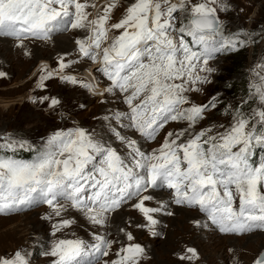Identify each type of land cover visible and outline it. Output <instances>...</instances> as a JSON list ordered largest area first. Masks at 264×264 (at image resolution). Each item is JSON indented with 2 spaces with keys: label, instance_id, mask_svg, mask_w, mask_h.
Wrapping results in <instances>:
<instances>
[{
  "label": "snow or ice",
  "instance_id": "1",
  "mask_svg": "<svg viewBox=\"0 0 264 264\" xmlns=\"http://www.w3.org/2000/svg\"><path fill=\"white\" fill-rule=\"evenodd\" d=\"M97 7L91 0H0V37L12 38L23 48L27 40L48 41L69 29L83 30L84 38L75 40L76 51L96 65L95 71L107 83L99 88L65 74L78 63L67 60V54L61 56L58 69H42L41 82L55 76L93 95L117 97L127 106L126 111L105 117L118 125L110 123L109 128L123 151L80 126L55 131L37 149L12 138L0 143V148L13 153L25 148L35 152L31 160L0 155V214L46 204L52 214L45 219L62 217L70 208L97 229L91 243L79 238L55 240L43 253L54 258L52 264H101V260L141 264L145 249L133 242L130 232L125 233L127 243L116 250L117 258L104 259L117 241L99 229L106 228L110 215L129 205L155 237L161 235L156 216L174 215L172 205L198 209L223 233L264 230V158L258 163L251 160L252 149L264 147V64L258 66L250 92L258 97V108L250 113L237 108L227 127L197 130L218 98L196 105L188 96L200 91L197 85L211 82L202 73L213 71L208 61L215 53L244 44L238 36L223 34L217 12L227 11L228 5L224 0H131L115 23L111 14L116 3L93 16L89 9ZM113 30L118 35L110 37ZM5 75L0 72V77ZM48 99L42 97L39 103ZM59 103L51 99L49 107ZM171 122L184 126L166 132L158 147L146 151L144 145L157 142ZM124 129L132 134H122ZM149 190H167L170 200L149 206L153 200ZM73 223L59 219L52 226L53 235ZM196 256L195 249L188 248L179 259L191 261ZM0 264H28V260L17 251L14 258L0 259ZM253 264H264V251Z\"/></svg>",
  "mask_w": 264,
  "mask_h": 264
},
{
  "label": "rangeland",
  "instance_id": "2",
  "mask_svg": "<svg viewBox=\"0 0 264 264\" xmlns=\"http://www.w3.org/2000/svg\"><path fill=\"white\" fill-rule=\"evenodd\" d=\"M91 2L98 5L96 9H89L93 16L103 14L109 3H116L117 7L111 14V23H115L123 17L131 0ZM224 3L228 5V10L217 12L223 34L225 37L238 36L244 44L238 45L235 50L215 53L208 61V67L213 71L210 74L202 73L211 82L197 85L200 91L188 93L191 103L196 105H205L212 98H218L216 107L206 113V118L200 122L197 130L213 125L218 128L221 124L227 127L232 123V114L237 108L250 113L260 103L258 97H253L250 92L256 72L259 71L258 66L264 64V0H224ZM114 35H118L115 30L111 32V36ZM84 36L83 30L69 29L55 34L48 41L27 40L23 48L17 47V41L12 38L0 37V72L6 74L0 77V143L12 138L37 149L55 131L80 126L94 131L96 135L112 143L113 147L123 151L109 128L110 123L113 127L118 125L115 121L105 119L113 112L127 110V106L119 98L93 95L79 85L64 83L55 76L41 82L40 77L44 74L42 69H58L61 56L67 54V60L76 59L78 63L66 69L65 74L75 75L82 81H92L99 88L106 85V80L95 71L96 65L80 58L76 51L75 40ZM63 39L68 42L61 49L59 41ZM240 52L247 59L246 67L229 76L225 70L230 66L238 67L241 60L235 59V55ZM87 71L94 73L95 80L85 75ZM41 83L44 87L40 86ZM232 85L235 87L230 89ZM238 85H242V92H236ZM42 97L49 99L41 104L39 100ZM51 99H57L60 103L50 108ZM183 126L176 122L169 123L162 130L158 141L145 144L144 149L150 151L158 147L166 132L179 130ZM122 134L132 133L131 130L124 129ZM257 147L260 151L264 150V147ZM17 150L24 152V155L35 156V152L27 148ZM252 151H256L255 148ZM149 191L153 195L149 206L155 207L162 200H170L167 190ZM170 210L174 215L156 216L159 220L156 230L161 233L158 237L150 234L147 222L130 205L110 215L106 228L99 231L101 234L107 232L109 238L116 239L117 243L109 257L104 259L111 261L117 258L115 252L122 244L127 243L125 233L128 232L135 237L133 242L141 244L145 249L141 264H253L257 254L264 251V230L241 235L225 234L212 225L198 209L172 205ZM51 214L52 209L44 205L21 213L0 214V259L14 258L15 253L20 251L28 264H52L54 258L43 253L51 248L55 240L79 238L92 242V233L97 229L81 213L69 208L66 213H62V217L45 219ZM61 218L74 220L75 223L53 235L52 226ZM188 248L195 249L197 256L191 261H181L179 257L186 254Z\"/></svg>",
  "mask_w": 264,
  "mask_h": 264
},
{
  "label": "trees",
  "instance_id": "3",
  "mask_svg": "<svg viewBox=\"0 0 264 264\" xmlns=\"http://www.w3.org/2000/svg\"><path fill=\"white\" fill-rule=\"evenodd\" d=\"M244 56L245 55L243 53H241V52L238 53V54H236L235 55V59H237V58L240 59L241 60L240 64L238 65V67L230 66L228 69L226 68L225 73H227L230 76V75H234L236 72H241L242 69H244L246 67V61H247V59ZM231 87H235V85L230 86V89H231ZM237 88H239V89H237ZM237 88H235L236 89V92H242V90H243L242 89L243 88L242 85H238ZM254 148H255L256 153H257L256 158H258L259 156H262V152H264V150L263 151H260L259 150V147H257V148L254 147ZM0 155H7L5 153V149L0 148ZM17 155L18 156H22V157L28 156V155H24V152H22V151H18L17 152Z\"/></svg>",
  "mask_w": 264,
  "mask_h": 264
},
{
  "label": "bare ground",
  "instance_id": "4",
  "mask_svg": "<svg viewBox=\"0 0 264 264\" xmlns=\"http://www.w3.org/2000/svg\"><path fill=\"white\" fill-rule=\"evenodd\" d=\"M98 10V9H97ZM96 10V11H97ZM110 37H111V33H110ZM68 40V39H67ZM66 42H68V41H66V39H63V40H61V41H59V47L62 49H64V44H66ZM26 43V42H25ZM40 69V68H39ZM90 71V70H89ZM85 75L88 77V78H90V79H92V80H95V77H94V73L93 72H86L85 73ZM159 196V195H158ZM161 198H163V197H161ZM157 199H159V198H157ZM159 201H160V199H159ZM162 201H164V200H162ZM166 201V200H165ZM182 209V208H181ZM176 211H178L177 209H176ZM183 212V211H182ZM176 213V212H175ZM187 216V215H186ZM202 216V215H201ZM201 216H198V217H201ZM205 216V215H204ZM189 219V218H188ZM195 219H197V218H195ZM198 221V220H197ZM209 235V234H208Z\"/></svg>",
  "mask_w": 264,
  "mask_h": 264
}]
</instances>
